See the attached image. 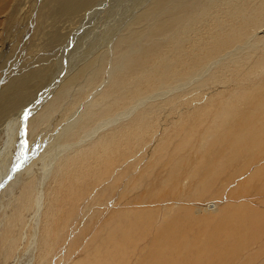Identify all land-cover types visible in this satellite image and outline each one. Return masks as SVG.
Returning a JSON list of instances; mask_svg holds the SVG:
<instances>
[{
	"label": "rangeland",
	"instance_id": "1",
	"mask_svg": "<svg viewBox=\"0 0 264 264\" xmlns=\"http://www.w3.org/2000/svg\"><path fill=\"white\" fill-rule=\"evenodd\" d=\"M149 1L102 0L81 20L84 13L61 12V0H0V93L10 98L11 82L24 79L28 106L18 114L5 113L7 122L0 124V238L28 185L41 199L39 211L33 207L23 215L15 252L6 258L0 251V264H143L152 242L174 222L183 236L199 238V264H264V132L253 139L242 135L264 126V44L220 74L226 80L222 84L197 90L188 85L154 98L155 110L137 145L126 141L105 165L76 175L78 187H53L57 165L88 143L65 138L61 117L66 108L45 122L42 112L62 81L101 54L111 63L95 80L98 84H74L83 93L73 85L70 91L91 97L109 87L116 72L117 35ZM263 13L256 9L246 26L253 42L264 38ZM236 40L242 41L240 36ZM220 66L214 65L208 77ZM29 108L37 110L25 121ZM29 141L35 153L19 171ZM54 201L58 224L52 227L58 238L43 260L45 212ZM209 244L208 251L201 249Z\"/></svg>",
	"mask_w": 264,
	"mask_h": 264
},
{
	"label": "bare ground",
	"instance_id": "2",
	"mask_svg": "<svg viewBox=\"0 0 264 264\" xmlns=\"http://www.w3.org/2000/svg\"><path fill=\"white\" fill-rule=\"evenodd\" d=\"M101 2L102 0H61L60 10L61 12L72 10L78 14L84 13L80 17L82 20L87 12L92 13V10L94 8L96 10ZM256 9L258 12H261V9L264 11V0H150L146 3L127 25L124 33L121 32L117 35L118 47L116 57L113 56V59L115 57L113 63L116 72L113 74L109 87L98 96H95L94 93L95 95L91 97L88 95L87 97L82 95L75 97L70 91L72 85L73 88H76L74 84L84 85V82L93 83L99 79L102 72L111 63L101 52L96 61H90L80 66L62 81L63 83L58 85L60 90L56 96L52 97L44 111H41L40 121L45 122V120H56L59 114L56 115L54 111L62 107L66 108L61 117L63 131L66 132L65 138L70 139L69 142L71 139L74 140L73 144L77 142L81 144L85 141L88 143L85 147H81L77 151L74 150L75 153L67 155L62 162L60 161L61 163L58 162L59 165H57V169L55 168L57 175L52 180L54 181L53 187L61 191L68 185L78 187L81 181L76 178V175L84 177L87 173L105 165L112 153L117 152L126 141L132 146L137 145L139 143L137 138L142 136L141 131L145 130L146 124L149 122L148 119L152 117L153 109L155 110V103H151L154 98L178 93L188 85L197 90L201 87L226 82L223 80L224 77L219 75L242 63L245 56L248 55V50L252 51L253 47L264 44V38L257 37V41L253 42L254 39L250 37L251 35L247 36L246 32L249 30L246 29V26L257 16H251ZM258 27L261 28V25ZM261 31L264 32V28ZM235 32L240 34L238 36L242 41L236 40L238 36L236 37ZM62 42L64 43L63 40ZM218 64L221 66L216 67V72L208 77L207 74L211 68L213 69V66ZM210 66L212 67L210 68ZM35 76L37 74L34 75V80H37L38 77ZM204 76L207 77L206 81ZM26 83L24 79L13 80L7 89L12 96L6 100L4 92L1 91L0 117H2L0 124L7 122V118L2 120L5 113L9 111L14 113L16 110L18 111L15 113L19 110L23 112L28 107L24 105V101L27 99L23 91L27 87ZM106 83L108 84V81ZM35 110L37 108H29L23 114V119L27 120ZM81 110L85 113L84 116H77L81 114ZM119 122L123 123L114 127ZM8 123L11 124L10 121ZM32 123L35 124V122ZM76 124V129H74ZM40 126L42 125H39V128ZM262 132H264V126H260L259 129L254 127L250 133L246 132L242 135L253 139L262 135ZM99 133L101 135L96 136ZM29 144L31 141L24 146L26 160L22 167L18 168L19 171L25 166L27 167L30 154L33 156L35 153L28 147ZM11 165L8 167L9 169ZM33 187L32 185L27 186L22 200L14 210L12 221L7 223L8 225L5 224L7 227L4 231L2 230L0 251L6 258L10 256L11 252H15L13 249L18 246L20 230L25 227V225L23 226V215L33 207L38 211L41 208V199L36 195V188ZM56 205L57 202L54 201L50 207H46L45 239L42 241V245L40 244L42 251L39 250L40 248L38 249L42 253L43 260H46L56 248L58 229L52 227V224H55L58 219L57 216L54 219L52 212V209H59ZM175 224L176 222L167 227L168 231H165L168 233L163 230L164 232L160 233L161 236L159 235L160 237L152 242L150 255L143 264H199V238L191 237L194 238L191 240L187 235L183 236V229H179V226ZM208 247L211 248L212 244L203 245L201 249L206 252L209 250Z\"/></svg>",
	"mask_w": 264,
	"mask_h": 264
}]
</instances>
